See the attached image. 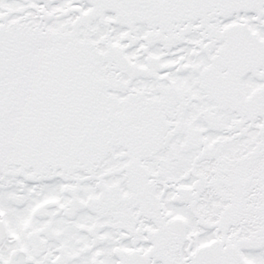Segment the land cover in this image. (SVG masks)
Listing matches in <instances>:
<instances>
[{
	"label": "snow or ice",
	"instance_id": "snow-or-ice-1",
	"mask_svg": "<svg viewBox=\"0 0 264 264\" xmlns=\"http://www.w3.org/2000/svg\"><path fill=\"white\" fill-rule=\"evenodd\" d=\"M0 264H264V0H0Z\"/></svg>",
	"mask_w": 264,
	"mask_h": 264
}]
</instances>
